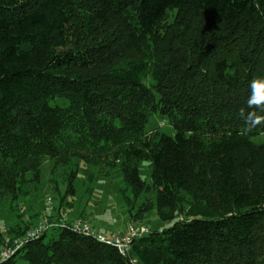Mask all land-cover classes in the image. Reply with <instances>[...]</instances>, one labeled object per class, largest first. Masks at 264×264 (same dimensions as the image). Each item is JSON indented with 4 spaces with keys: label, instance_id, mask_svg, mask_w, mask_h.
Wrapping results in <instances>:
<instances>
[{
    "label": "trees",
    "instance_id": "trees-1",
    "mask_svg": "<svg viewBox=\"0 0 264 264\" xmlns=\"http://www.w3.org/2000/svg\"><path fill=\"white\" fill-rule=\"evenodd\" d=\"M250 97L264 105V0H0V198L45 158L78 159L119 170L129 208L154 192L133 219L172 221L124 255L60 221L0 264H264V107ZM151 114L174 135L145 130Z\"/></svg>",
    "mask_w": 264,
    "mask_h": 264
},
{
    "label": "rangeland",
    "instance_id": "rangeland-1",
    "mask_svg": "<svg viewBox=\"0 0 264 264\" xmlns=\"http://www.w3.org/2000/svg\"><path fill=\"white\" fill-rule=\"evenodd\" d=\"M172 16L173 13L169 15V21ZM145 83H148V79ZM154 129L174 135L168 119L161 118L158 114H151L145 124V130ZM253 140L264 143V133L253 137ZM72 173L73 192H69L68 177ZM139 174L147 184H151V169L147 161L139 165ZM26 178L27 181L19 187L15 197L0 198V236L3 238L0 253L40 224L48 226L60 221L78 223L88 226L95 233L121 236L128 235L131 227L154 231L163 230L172 224V221H160L154 208L143 218L133 219L140 202L146 197L154 200V192H144L133 207L129 208L122 194L125 193L130 198L131 194L117 169L100 172L97 167L84 165L78 159L71 160L67 165H54L45 158L40 166L39 177L32 178L31 174H27ZM25 226L29 229L16 236ZM52 227L48 228L47 237L50 236Z\"/></svg>",
    "mask_w": 264,
    "mask_h": 264
},
{
    "label": "built area",
    "instance_id": "built-area-1",
    "mask_svg": "<svg viewBox=\"0 0 264 264\" xmlns=\"http://www.w3.org/2000/svg\"><path fill=\"white\" fill-rule=\"evenodd\" d=\"M56 225H57V223L49 224L48 226L47 225L45 226L44 224L43 225L40 224L38 226V228L29 231L24 238L16 239L11 246L4 248V250L0 253V261L3 260L4 258L8 257L9 255L13 254L15 251H17V249L22 245L23 240L29 239V238H35L41 233L42 230L48 229L49 227L56 226ZM72 226L75 229H77L81 232H84L85 234H91V235L96 236V238L100 242H104L106 244L114 245L122 255L127 253L128 249H129V243L131 241V238L136 237V236H140V235L144 234L145 232H147V230H138L137 228L131 227L129 229L130 231H129L128 235H124V236L116 235V234L103 235L99 232L95 233L92 229H90L86 225L73 223Z\"/></svg>",
    "mask_w": 264,
    "mask_h": 264
},
{
    "label": "clouds",
    "instance_id": "clouds-1",
    "mask_svg": "<svg viewBox=\"0 0 264 264\" xmlns=\"http://www.w3.org/2000/svg\"><path fill=\"white\" fill-rule=\"evenodd\" d=\"M258 83H260V81L253 80V81L251 82V87H252V90H253V95H254L255 86H256ZM249 105H250V107H264V105H254V104L252 103V97H250Z\"/></svg>",
    "mask_w": 264,
    "mask_h": 264
}]
</instances>
